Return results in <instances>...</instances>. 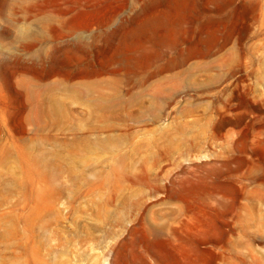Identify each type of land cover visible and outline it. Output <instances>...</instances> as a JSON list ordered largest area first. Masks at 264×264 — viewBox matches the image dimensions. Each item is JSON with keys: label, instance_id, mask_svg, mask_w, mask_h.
<instances>
[{"label": "rangeland", "instance_id": "obj_1", "mask_svg": "<svg viewBox=\"0 0 264 264\" xmlns=\"http://www.w3.org/2000/svg\"><path fill=\"white\" fill-rule=\"evenodd\" d=\"M124 54L175 98L47 86ZM0 58V264H264V0H0Z\"/></svg>", "mask_w": 264, "mask_h": 264}, {"label": "bare ground", "instance_id": "obj_2", "mask_svg": "<svg viewBox=\"0 0 264 264\" xmlns=\"http://www.w3.org/2000/svg\"><path fill=\"white\" fill-rule=\"evenodd\" d=\"M168 48L172 49L173 47L171 45H169ZM120 58H121L122 62H120V64H117V65L116 64H113V65L110 64V65H105L104 67H101V68H93L92 65H84L83 64V65H79V66H77V67H75V68H73L71 70L68 69L66 71V73L71 78H73V79L79 78V79L76 80V81L70 82V83L69 82H65V81H61V80H55V81L49 83L47 86L52 87V86L64 85V86H68V87H75V86H78V85H82V86H85V87L90 88V89L95 88V91H97L98 94L95 95L94 97L91 94V98H90L89 95L88 96H89L90 101L93 102V104H94V107H95L94 109L97 110V114H96L95 118L97 120L101 121V122L109 120V117L111 115L110 108L112 109L113 103L115 104V101H119V103L121 102V98H120L121 96L119 94V91H117V90L115 91L114 90L113 93H110V92H106L105 89L109 85L112 86V84L114 86L119 85L120 84L119 82L122 81V80H125L126 82L129 83V81H131V78H132L131 75L133 73L134 74H140L139 75L140 77L142 75V78L140 80H138V81H141L140 84H142V83L145 84V83L149 82L151 79H153L152 80L153 81L152 82L153 89L151 90L148 87V89L151 90L150 93H152V96H153L152 97L153 99H152V102H151L152 104L150 103V106L147 107V105H144L142 103L147 110H151V111L154 110V109L157 110V108H159L158 98L161 95H163V94L166 95L169 99L173 100L175 98L176 93H174L175 90L173 88L174 84L176 83V81L174 79V76L177 75V73L175 72V69L178 66L182 65L186 61L185 58H183V57L179 58L178 55L174 56L172 54L171 56H169L163 62L152 60L151 62L146 63L145 65H142V66L141 65H136L133 62L132 63L129 62L127 60L128 56L125 55V54L121 55ZM2 59L3 58H0V62L3 61ZM121 65H122V67L125 68L124 71L126 73H124V74L123 73L121 74ZM31 66H30V68H31ZM136 79H139V78H136ZM132 80H134V79H132ZM122 82H124V81H122ZM180 83H181V79H179V85L181 86V84H183V83H181V84ZM122 84H124V83H122ZM130 85H131V83H130ZM148 86H149V83H148ZM128 87H129V84H128ZM143 88H144V86H143ZM117 89H119V88H117ZM128 89H130V88H128ZM173 90H174V92H173ZM84 94H85V92H84ZM131 100L132 99H130V101ZM127 103H128V101H127ZM121 107L123 108V106H121ZM112 112H113V109H112ZM142 112L144 113V111H142ZM158 112L159 111L153 112L154 118H160L161 115ZM128 115H129V113H128ZM130 115H131V113H130ZM106 123H108V122L106 121ZM107 125H109V124H107ZM101 127H103V126H101ZM180 130H181V133H182V138H181L182 143H187V141H188V133H187L186 129H182L181 128ZM173 139H174L173 135H169L168 136L167 141L169 142V144H170V142L173 141ZM188 150H190L188 145L186 147H184V148L183 147L179 148V152H180L181 155H186L188 153ZM158 154L162 155L163 152L159 149L157 151V154L154 155L155 160H158V158H159ZM165 155L169 156L166 153H165ZM74 159H75V157H74ZM72 163L76 164V161L73 160ZM113 167H114V169H117L116 165H114ZM124 170L127 171L128 170V166Z\"/></svg>", "mask_w": 264, "mask_h": 264}]
</instances>
